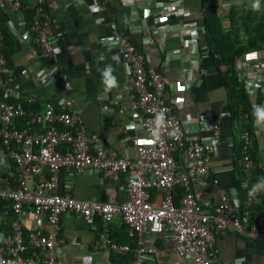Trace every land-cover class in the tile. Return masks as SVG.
<instances>
[{
    "label": "built area",
    "instance_id": "1",
    "mask_svg": "<svg viewBox=\"0 0 264 264\" xmlns=\"http://www.w3.org/2000/svg\"><path fill=\"white\" fill-rule=\"evenodd\" d=\"M8 2L16 9L24 6L33 10L29 22L21 13L24 24L21 37L33 41L36 47L33 55L44 59L55 53L53 10L58 1ZM157 6L160 11L170 7L162 3ZM197 24L194 22L192 29H188L191 34L198 33ZM104 39L121 49L128 69L127 107L148 137L134 138L136 156L123 157L104 142L100 133L88 130L72 97L27 110L20 103L0 96V202L4 214L7 209L12 212L11 230L0 231V264H57L55 251L62 243L59 223L68 212L90 221L98 217L103 224L94 239V249H105L114 255L132 252L127 264H143L144 256L154 250L156 236L163 231L175 241L177 256L190 264H224L216 249L220 234L236 232L249 239H263L264 117L239 111L241 119H250L252 124L250 129L239 130L242 152L237 160L244 171L243 200L221 192L217 203L206 206L197 198V191L210 179L217 182L210 174V161L217 145L218 122L207 115L201 116L199 124L210 130L211 137L209 140L199 136L190 138L185 133L186 121L178 115L170 99L163 73L147 64L145 52L129 36ZM1 40L0 32V71L4 72ZM153 41V37L148 38L149 44ZM235 66L246 90L253 94L264 81V55L259 51L247 52L237 59ZM182 103L178 101L179 106ZM17 116L25 117L20 127L13 125ZM254 150L256 157L252 154ZM9 163L13 164L15 183L2 171ZM87 168L99 170L107 180L123 176V200L109 203L79 199L67 186L61 193L55 191L62 171ZM255 171L261 177L254 181ZM257 185L260 187L256 188ZM176 187L180 189L179 195L173 193ZM151 189L161 192L157 199L150 198ZM27 208L44 216L46 224L28 228L27 239L32 249L24 254L28 248L23 233ZM3 213L0 211V218ZM115 218L125 223L128 243L121 244L111 238L108 225Z\"/></svg>",
    "mask_w": 264,
    "mask_h": 264
},
{
    "label": "crops",
    "instance_id": "2",
    "mask_svg": "<svg viewBox=\"0 0 264 264\" xmlns=\"http://www.w3.org/2000/svg\"><path fill=\"white\" fill-rule=\"evenodd\" d=\"M57 1L53 10L56 21L52 41L57 51L43 59L33 55L36 48L33 41L21 37L24 30L22 11L13 8L8 0H0V29H7L11 38L5 58L6 70L4 76L0 75L1 96L14 103L30 101L39 108L57 99L72 97L88 130L100 133L104 142L120 156L133 158L136 156L133 139L147 138L148 133L131 117L127 107L128 69L121 49L110 40L104 41V38L129 36L145 52L147 64L163 73L170 99L178 115L186 121L185 133L190 138L210 139V130L199 124L201 116L207 115L218 122L217 145L210 161V174L217 182L208 180L198 189L197 198L209 206L220 200L221 192L239 197L240 170L235 146L244 120L232 114L223 74L225 66H217L206 44L199 42L203 26L198 18V0ZM248 2L221 0L219 10L225 25L229 6ZM159 3L170 7L160 11ZM194 22L198 23L196 35L188 30ZM149 37L154 40L150 44ZM261 54L264 55V51ZM107 68H111L110 75L115 78L111 86L103 75ZM246 92L250 98V113L257 118L256 109L264 111V81L253 94ZM179 100L183 102L181 106ZM10 168L11 163L6 164L2 171H9L11 176ZM65 186L79 199L117 203L125 197L123 176L107 180L94 168L62 171L55 191L61 193ZM160 194L157 189L150 190L151 199H157ZM10 222L11 217L3 214L0 231L9 232ZM45 224L44 216L35 214L30 208L25 210V228ZM102 224L99 218L90 221L73 212L64 213L59 223L62 243L55 251L57 264H121L118 259L111 260L110 251L93 247ZM110 232L116 242H128L120 218L110 223ZM153 247L154 250L144 256L143 264H190L177 256L175 241L167 231L156 236ZM216 249L224 264H264V238L249 239L236 232H226L218 236Z\"/></svg>",
    "mask_w": 264,
    "mask_h": 264
},
{
    "label": "trees",
    "instance_id": "3",
    "mask_svg": "<svg viewBox=\"0 0 264 264\" xmlns=\"http://www.w3.org/2000/svg\"><path fill=\"white\" fill-rule=\"evenodd\" d=\"M199 4V21L203 26L202 38L200 37L199 42L206 44L207 49L214 57L215 64L217 66L224 65L225 69L223 71L226 85L228 88L229 97L231 100V110L234 116L239 115V111L251 112L250 98L247 94L242 81L240 80L238 73L236 71L235 63L237 59L250 51H264V0H249L248 4H231L226 12V23L223 20L222 14L220 13V3L221 0H198ZM24 5V2H23ZM255 5V7H254ZM20 10L23 12L24 17L27 22L31 20L32 8L21 6ZM2 33V47L3 55L6 58V52H8L10 42L9 31L5 28H1ZM11 40V38H10ZM6 62V61H5ZM0 75L4 76L3 71H0ZM1 96V94H0ZM10 100V99H9ZM20 104L27 110L31 108H39L33 102L30 101H20ZM23 116H17L13 118V125L20 127L23 125ZM243 120V119H242ZM251 120L244 119L242 128L250 129ZM241 141L235 146L237 157L241 155L242 152ZM253 156L256 157V151L252 152ZM239 164V163H238ZM10 170L13 171V164L11 163ZM240 178L237 180V192L239 199L244 198V192L241 189V182L244 178V171L239 165ZM10 176L9 171L3 172ZM253 180H259L261 174L255 171L253 174ZM11 182L15 183L14 175L10 177ZM176 195L180 194V189L176 187L173 191ZM177 201L176 197H174ZM256 207V209H258ZM0 211L3 213L2 203L0 202ZM4 214V213H3ZM7 216L12 218L11 209H7ZM98 218V217H96ZM10 221V220H9ZM124 223V222H123ZM125 225V223H124ZM109 232H110V224ZM126 228V225H125ZM127 231V228H126ZM24 240L27 243L28 248L24 251V254H28L31 251L27 235L28 229L23 228ZM111 238V232L109 233ZM128 242L130 238L128 237ZM116 241L115 239H113ZM127 242V243H128ZM127 253L124 255H114L111 254V260H120L121 264H127L129 255Z\"/></svg>",
    "mask_w": 264,
    "mask_h": 264
},
{
    "label": "clouds",
    "instance_id": "4",
    "mask_svg": "<svg viewBox=\"0 0 264 264\" xmlns=\"http://www.w3.org/2000/svg\"><path fill=\"white\" fill-rule=\"evenodd\" d=\"M111 71V68H107L103 73L104 77L106 78V83L110 86L115 84V78L110 75ZM256 114L260 117H264V111H261L260 109H256ZM258 187H260V185L256 186V188ZM256 188L253 189V192L256 191Z\"/></svg>",
    "mask_w": 264,
    "mask_h": 264
}]
</instances>
